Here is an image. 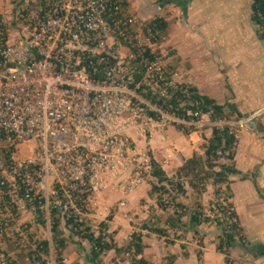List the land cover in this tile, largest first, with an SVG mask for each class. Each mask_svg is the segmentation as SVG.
<instances>
[{
    "label": "built area",
    "instance_id": "1",
    "mask_svg": "<svg viewBox=\"0 0 264 264\" xmlns=\"http://www.w3.org/2000/svg\"><path fill=\"white\" fill-rule=\"evenodd\" d=\"M20 1L9 22L0 21L3 234L23 235L26 213L50 233L53 216L86 217L110 185L123 184L126 194L146 182L150 156L134 135L168 125L237 134L235 123L246 122L211 121L196 101L187 119L152 99L188 91L153 51L164 37L157 24L139 19L126 0ZM216 153L223 161L222 149Z\"/></svg>",
    "mask_w": 264,
    "mask_h": 264
},
{
    "label": "crops",
    "instance_id": "2",
    "mask_svg": "<svg viewBox=\"0 0 264 264\" xmlns=\"http://www.w3.org/2000/svg\"><path fill=\"white\" fill-rule=\"evenodd\" d=\"M251 2L172 0L160 5L157 0H131V8L144 19L159 16L166 20L167 43L176 54V79L195 85L201 94L220 104H234L243 116L233 118L232 122L247 121L238 131L234 151L233 162L239 172L228 177L231 193L228 201L233 203L238 215L244 242L230 248V263L216 250L221 230L215 222L191 226L189 215L184 214L179 225L168 226L166 220L171 212L158 207L149 196L150 187L144 183L126 194L123 184L110 185L104 191L101 198L108 197L110 202L119 195L127 197L123 205L109 212L108 231L114 241L122 245L133 231H140L145 244L140 256L150 264H264V255H257L251 249L264 245V47L250 21ZM250 119L254 120V126ZM210 134L209 127L184 133L168 125L148 138L134 137L137 146L147 150L167 176L173 177L187 158L203 153ZM221 187L225 189L224 184ZM187 193L178 198L182 204L187 205L180 199ZM147 195L150 204H140L139 200ZM149 206L153 210H148ZM153 215L161 219L159 226L167 235L141 228ZM242 216L246 217L247 225ZM117 262L128 264L125 258Z\"/></svg>",
    "mask_w": 264,
    "mask_h": 264
},
{
    "label": "trees",
    "instance_id": "3",
    "mask_svg": "<svg viewBox=\"0 0 264 264\" xmlns=\"http://www.w3.org/2000/svg\"><path fill=\"white\" fill-rule=\"evenodd\" d=\"M157 1L160 5H163L172 0ZM250 8V21L255 27V33L258 39L264 41V0H252ZM1 19L0 15V21ZM149 22L156 23L162 34L166 33L167 22L162 17H154L149 20ZM168 69L169 73H173V69L170 65H168ZM182 87L186 88L188 93L178 90L171 92L167 98L153 95L152 99L166 108V110L175 111L177 114L187 119L190 118L187 111L195 108V105H191L192 102L195 101L204 112L210 111L209 118L211 121H217L223 118L231 121L233 118L236 119L243 116L234 104L229 102L220 104L214 98L206 94H201L195 85L182 83ZM176 127L184 133H187L189 130L183 125H177ZM237 140L238 135L235 132H231L227 126L223 129H219L216 125L211 126V134L207 138V144L205 145L203 153L201 155L194 153L191 157L187 158L176 170L175 177L167 176L161 165L150 156V173L151 176L155 178L157 184H152L148 193L151 195L158 190H162L164 193L174 192L175 194L171 199L172 201H177L175 202L176 208H174L167 217V225L171 227L179 225L181 222L180 219L184 214L189 215V223L191 226L198 225L202 222L215 221L221 230L218 243L216 244V250L224 254L227 263L231 261L230 248L236 243H244L241 236L242 227L238 215L234 210L233 203L228 201L229 197H231L228 177L229 175L239 172L233 162ZM218 149H222L224 154V160L221 162L217 161L218 155L216 152ZM185 179H188L190 187L196 191L197 194H202L206 191L207 184H210L214 188V194H220L222 198L221 200L217 199L216 202H213V208L210 207V211L216 209L220 213L212 217L206 213V209L199 202H196L190 207L179 202V196L184 195L187 191L183 182ZM223 184L225 185L224 192L219 191L221 189L220 186ZM211 203L212 202H209V204ZM158 204L161 208L167 209V204L161 196ZM169 204L168 201V205ZM172 204L170 205L173 207ZM187 208L188 210H186ZM106 219L110 220L111 214H109ZM160 221L161 219L159 217L153 215L142 223L141 228L158 235H167L165 229L159 226ZM61 224L69 231L68 234H65V230L61 227ZM99 225V229L96 232L85 216H71L68 218L53 216L51 240L57 263L64 264L63 252L70 242L76 244L79 243L80 240H86L89 244V249L85 254L86 261L83 264H101V256L111 250L114 251L115 259L121 260V255L127 254L128 264H150L148 259L140 256L145 248L140 231H133L122 245H118L114 241L111 233L108 232L107 223L101 221ZM48 244V240H41L36 248L30 250L29 256H31V254H36V259L42 260L39 253H48ZM251 249L254 250V253L257 255H264V245L262 244H258ZM6 259L9 260V258ZM115 259L110 264H117V260Z\"/></svg>",
    "mask_w": 264,
    "mask_h": 264
},
{
    "label": "rangeland",
    "instance_id": "4",
    "mask_svg": "<svg viewBox=\"0 0 264 264\" xmlns=\"http://www.w3.org/2000/svg\"><path fill=\"white\" fill-rule=\"evenodd\" d=\"M15 1H17V0H0V15L2 18L1 19L2 23L4 22V24H6L13 17V15H14L13 6L16 3ZM126 3L129 5L130 8L132 7L131 0H126ZM131 11L139 19L146 20V21L151 20V19H144L143 17L139 16L138 13L135 11V9L131 8ZM163 36L164 37L160 40V42L154 46L153 51L155 54L162 56V58L164 57V59L167 63L166 64L167 71L169 70L168 65H170L171 68L173 69V72H174L177 69L176 68V60H175L176 54H174V48H172L167 43V39H168L167 37H169L168 34L163 33ZM260 44L264 47V41L263 40L260 41ZM246 123H247V121H246ZM206 127H208V126H206ZM240 127L241 126L238 123H235L234 128H235V130L237 129V131H236L237 134H238ZM201 130H202V128H201ZM157 131L158 130H156V132ZM153 133H155V132H153ZM175 175L176 174H174L172 176L175 177ZM183 182H184V185L187 188V192H188L186 194V196H181V198H180L181 200H183V202L187 203V205L186 204H183V205L190 207L189 205H193L196 202H199L204 206V208L206 209L205 210L206 213L209 214L210 216L213 217L215 214L220 213L216 209L214 211L213 210L210 211V207L213 208V202H216L217 199L218 200L222 199L220 194L219 195L214 194V191H213L214 188L210 184H207L206 191H204L202 194H197L196 191H194L190 187L188 179L183 180ZM152 184H155V185L157 184L155 181V178H153L152 176L150 178H148V180H146V182H144V185L147 187H150V189H151ZM221 186H220L221 189L219 191L224 192V189H222ZM150 189H149V191H150ZM174 194H175L174 192L164 193L162 190H160V191L158 190V191H155L154 193H152L151 195L149 194V196H150V198H152L157 203L158 207H160L158 204V201H160V196L162 198L167 199L170 204H172V202H173V204H172L173 207L169 204L167 209L160 208L163 211L170 213L173 211L174 208H176L175 202H177V201L176 200L172 201V199H171V197ZM186 197L187 198L190 197V200L187 201ZM194 198H196V199H194ZM102 199H104V200H102ZM106 199L107 200H105V198H97L93 202H91L90 206L92 209L89 211L90 214L86 215V218L88 219L91 226L93 227V229L96 232L99 229V226H100L99 223L103 219L106 218V216L109 214L110 211H111V213H113V211H115L114 208H117V206L119 207L120 202L124 198L120 197V195H119V196H117V198H115V201L113 200L112 202H110V200H109L110 198L107 197ZM148 199H149V197L147 195V197H144V199L139 200L140 201L139 203L149 205L151 201H149ZM179 202H181V201L179 200ZM209 202H212V203L209 204ZM239 207H240V211L242 212L241 206H239ZM131 210H135V209H131ZM148 210H153V209L149 206ZM186 210H188V208ZM155 216H157V215H155ZM131 217H132V215H131ZM21 218L23 220H25V222L28 224L27 227H23L21 229L23 232V235L15 234L13 236H7L6 234H3L2 232H0V264H43V262H44V264H58L56 261L55 252H54V249L52 246L51 232L49 233L46 230L45 226H36V228H35V224H33L31 222L32 217H30L28 215V213H26V215H24V216H21ZM132 219H134V218H132ZM109 221L110 220H108V222ZM242 221H243V223H245L247 225L245 216H242ZM108 222H107V224L109 226ZM212 222H215V221H211V223ZM32 226H34V227H32ZM139 226L140 225H138L137 227H139ZM61 227L65 230V234L69 233V231L66 228H64L63 224H61ZM137 227H135V228H137ZM108 232H110V231H108ZM111 235L113 236V234H111ZM35 236H37L40 240H47L48 239L49 243H50L48 253H46V254L45 253H43V254L39 253V255L41 256L43 261L36 259V254H31V256H29L30 250L34 249V247H32L31 244H32V239ZM168 236H170V233H168ZM124 239H126V238L124 237ZM88 249H89V244L86 240H80L79 243H76V244L74 242H70L68 244L67 248L63 252V263L64 264H83L86 261L85 254L88 252ZM121 256H122L121 260L124 258L128 259L127 254H124V255L122 254ZM101 257H102L101 264H110L115 259L112 251L104 253ZM6 258H9V260ZM115 260H117V259H115ZM7 262H9V263H7ZM117 264H118V262H117Z\"/></svg>",
    "mask_w": 264,
    "mask_h": 264
},
{
    "label": "water",
    "instance_id": "5",
    "mask_svg": "<svg viewBox=\"0 0 264 264\" xmlns=\"http://www.w3.org/2000/svg\"><path fill=\"white\" fill-rule=\"evenodd\" d=\"M250 121H251V123L253 124V126H254V120L253 119H250Z\"/></svg>",
    "mask_w": 264,
    "mask_h": 264
}]
</instances>
